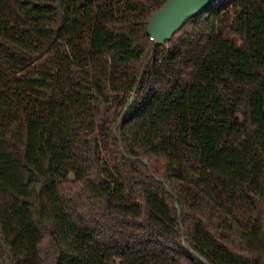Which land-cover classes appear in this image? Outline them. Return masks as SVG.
<instances>
[{
  "label": "trees",
  "instance_id": "16d2710c",
  "mask_svg": "<svg viewBox=\"0 0 264 264\" xmlns=\"http://www.w3.org/2000/svg\"><path fill=\"white\" fill-rule=\"evenodd\" d=\"M168 1L0 0V264H264V0Z\"/></svg>",
  "mask_w": 264,
  "mask_h": 264
},
{
  "label": "water",
  "instance_id": "95a60500",
  "mask_svg": "<svg viewBox=\"0 0 264 264\" xmlns=\"http://www.w3.org/2000/svg\"><path fill=\"white\" fill-rule=\"evenodd\" d=\"M218 0H169L152 17L148 34L157 44H165L192 18L200 15ZM135 94L132 96L124 111L132 105ZM121 121V120H120ZM146 164L148 162L144 160ZM177 209L180 208L176 202Z\"/></svg>",
  "mask_w": 264,
  "mask_h": 264
}]
</instances>
